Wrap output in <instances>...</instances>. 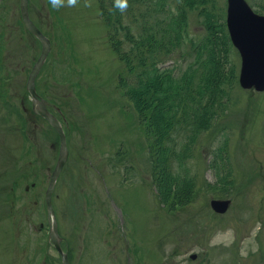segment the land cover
Instances as JSON below:
<instances>
[{"label":"rangeland","instance_id":"rangeland-1","mask_svg":"<svg viewBox=\"0 0 264 264\" xmlns=\"http://www.w3.org/2000/svg\"><path fill=\"white\" fill-rule=\"evenodd\" d=\"M245 1L264 15V0ZM101 10L108 18L109 0H28L30 17L51 42L36 92L62 126L68 148L52 208L70 264H264V90L239 83L241 58L226 26L227 0L185 7L191 39L202 50L200 67L206 70L212 41L229 78L205 127L189 91L175 123L155 110L151 89L140 93L138 110L130 90L141 68L132 70L137 59L125 54L136 50ZM40 51L22 21L20 0H0V264H63L45 205L60 138L33 112L26 88ZM146 53L156 61L167 57ZM193 55L187 42L157 67L177 77ZM159 129L163 139L187 144V161L174 159L171 169L190 177L188 200L156 190L151 168L160 154L152 140L160 139ZM212 199H229V208L215 212Z\"/></svg>","mask_w":264,"mask_h":264},{"label":"trees","instance_id":"trees-1","mask_svg":"<svg viewBox=\"0 0 264 264\" xmlns=\"http://www.w3.org/2000/svg\"><path fill=\"white\" fill-rule=\"evenodd\" d=\"M169 1L175 2L176 0ZM201 1L179 0V3L172 6L165 0H157L155 4L150 3V0H109L111 14L105 18L102 10L101 12L105 20L111 21L116 27L129 34L132 43L130 49L136 50L127 49L125 54L128 60L137 59L135 65L128 62L132 70L135 66L141 68L138 76L141 75L142 78L138 80L136 86L132 85L130 90L138 110L143 105L139 101L140 96L143 95L140 93L151 89L154 93L152 97L158 100L155 110H159L162 118L168 116V120H172L184 104L186 97L183 93L189 91L191 101L196 102L201 108L200 111L196 110L195 116L199 119L201 126L205 127L208 126L209 118L213 116L212 108L215 106L213 102L219 94L226 91V81L229 78L225 71L222 51L216 48L212 41L208 42L210 43L207 47L209 56L203 60L206 61L204 64L206 70L202 69L198 63L202 50H200V45L193 43L191 39L185 7H193ZM101 5H103V0H101ZM159 7L160 14L158 15L155 9ZM187 42L198 56L193 55V60L180 76L171 77V74L166 73L162 67H157V63L167 58L172 49ZM112 46L116 48L115 44ZM146 50L163 52L167 57L156 61L154 56L147 55ZM201 70L203 72L199 76ZM182 86H186L185 89L181 88ZM172 122L175 123V120ZM162 131L163 129H159L157 132L160 139L156 140V144L152 140L154 151L160 154L159 159L154 161L151 168L155 175L156 190L159 196H172L174 201L188 200L193 192L190 177L182 178L178 175V171L174 172L171 169L174 159L179 162V165L187 161L188 153L183 151L187 144L178 141L173 143L171 140L163 139ZM167 132L165 130V134ZM225 149V144L219 147L222 155ZM213 164L214 162L211 161L210 165Z\"/></svg>","mask_w":264,"mask_h":264},{"label":"water","instance_id":"water-1","mask_svg":"<svg viewBox=\"0 0 264 264\" xmlns=\"http://www.w3.org/2000/svg\"><path fill=\"white\" fill-rule=\"evenodd\" d=\"M20 15L26 29L34 34L41 43V51L28 74L26 88L31 96V103L36 114L45 118L56 130L60 138L59 154L45 191V203L48 220L51 224L49 237L59 252L62 263L70 264L66 253L61 249L56 220L53 216L52 192L57 175L66 161L68 150L62 126L46 108L35 88V78L51 48L50 39L38 28L28 14V0H20ZM226 26L231 42L237 48L240 58L239 83L243 88L264 90V15L254 12L245 0H227ZM229 199L210 200L211 208L217 213H225L229 208ZM53 216V217H52ZM195 257L194 254L191 255ZM167 264V263H156Z\"/></svg>","mask_w":264,"mask_h":264},{"label":"clouds","instance_id":"clouds-1","mask_svg":"<svg viewBox=\"0 0 264 264\" xmlns=\"http://www.w3.org/2000/svg\"><path fill=\"white\" fill-rule=\"evenodd\" d=\"M70 2L74 3L75 0H70ZM54 3H57V0H54Z\"/></svg>","mask_w":264,"mask_h":264},{"label":"bare ground","instance_id":"bare-ground-1","mask_svg":"<svg viewBox=\"0 0 264 264\" xmlns=\"http://www.w3.org/2000/svg\"><path fill=\"white\" fill-rule=\"evenodd\" d=\"M160 8V7H159ZM122 43V42H121ZM186 50V49H185ZM186 55V54H185ZM168 59V58H167ZM185 60V59H184ZM153 62H155V61H153ZM151 64V63H150ZM172 162V161H171Z\"/></svg>","mask_w":264,"mask_h":264}]
</instances>
